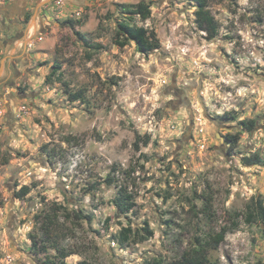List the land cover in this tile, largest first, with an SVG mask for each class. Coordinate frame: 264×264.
<instances>
[{
  "label": "rangeland",
  "instance_id": "374dc122",
  "mask_svg": "<svg viewBox=\"0 0 264 264\" xmlns=\"http://www.w3.org/2000/svg\"><path fill=\"white\" fill-rule=\"evenodd\" d=\"M140 1L151 17L132 23L159 41L148 54L115 43L118 6ZM206 1L213 39L192 0H0V264H45L61 250L66 264H181L195 237L222 226L212 263L264 264V226L244 221L252 198L264 204V167L241 164L264 157V0ZM136 134L149 138L139 151ZM120 186L134 202L124 215ZM145 222L149 240L118 244Z\"/></svg>",
  "mask_w": 264,
  "mask_h": 264
},
{
  "label": "trees",
  "instance_id": "16d2710c",
  "mask_svg": "<svg viewBox=\"0 0 264 264\" xmlns=\"http://www.w3.org/2000/svg\"><path fill=\"white\" fill-rule=\"evenodd\" d=\"M196 5L195 11V22L198 28L207 34L208 39H213L218 35L219 25L213 15L208 9V4L206 0H192ZM118 14L121 18L116 20L115 30L118 33V39L116 40V45L119 47H124L129 43H133L138 52L143 54H148L154 52L159 48V41L154 31L148 30L143 26H137L132 23V21L137 18L139 21H146L151 17V4L149 2L140 1L132 5H119ZM69 23L72 24L71 21ZM79 40L82 44L90 49H94V46L89 44L88 40L84 38L81 34H77ZM96 49H98L96 47ZM59 70V67L55 68ZM52 70L46 77L45 83L50 84L55 80L52 78L56 75V71ZM58 81V80H57ZM60 83V81H59ZM63 92L70 102H83L84 94L81 90L73 92L70 90L69 86L62 83ZM240 126L246 132H251L256 127V122L254 120H242L239 122ZM230 143L235 144V136L228 137ZM149 143V138L147 136H141L139 134L135 135L133 148L135 151H139L141 146H146ZM241 164L246 167L250 166H261L264 167V157L259 154H253L250 156H244L241 158ZM110 177L106 179L107 184L113 183ZM29 192V188L23 186L16 196L19 199L25 197ZM204 198V197H203ZM201 200L202 211H209V198H204ZM56 205V204H55ZM113 205L116 210L121 214L129 213L134 205L133 197L127 192L124 186H120L117 191V196L113 201ZM61 206H57L55 211H63ZM76 219H90L89 217L84 218L80 214L73 213ZM236 216V218H235ZM234 218H238V214H234ZM46 224H41L42 233H47L51 226L54 224L53 218H47ZM255 220L259 221L264 226V204L262 198H252L250 202L246 205V212L244 221L248 224L253 223ZM229 228L222 226L220 230L214 234H208L206 236H197L194 238L192 247L183 254L181 264H214L210 261L209 253L216 250L219 245L224 241L226 234L229 232ZM153 236L152 230L149 228L148 223L145 222L144 226L139 229H132L130 226L122 228V230L117 235V242L119 245L125 244H139L144 241L149 240ZM35 246V245H34ZM71 253L65 252L63 250L59 251L56 260H50L48 258L45 264H66L65 259ZM76 264H93L86 260L80 261Z\"/></svg>",
  "mask_w": 264,
  "mask_h": 264
},
{
  "label": "water",
  "instance_id": "95a60500",
  "mask_svg": "<svg viewBox=\"0 0 264 264\" xmlns=\"http://www.w3.org/2000/svg\"><path fill=\"white\" fill-rule=\"evenodd\" d=\"M2 69H3V64L0 65V76H1Z\"/></svg>",
  "mask_w": 264,
  "mask_h": 264
},
{
  "label": "crops",
  "instance_id": "0c3cea01",
  "mask_svg": "<svg viewBox=\"0 0 264 264\" xmlns=\"http://www.w3.org/2000/svg\"><path fill=\"white\" fill-rule=\"evenodd\" d=\"M1 14V13H0Z\"/></svg>",
  "mask_w": 264,
  "mask_h": 264
}]
</instances>
